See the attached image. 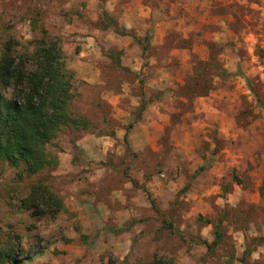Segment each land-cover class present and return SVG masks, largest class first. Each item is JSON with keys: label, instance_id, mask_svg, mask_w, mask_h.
<instances>
[{"label": "rangeland", "instance_id": "rangeland-1", "mask_svg": "<svg viewBox=\"0 0 264 264\" xmlns=\"http://www.w3.org/2000/svg\"><path fill=\"white\" fill-rule=\"evenodd\" d=\"M41 40L78 125L37 174L0 160L4 264H264V0H0V54Z\"/></svg>", "mask_w": 264, "mask_h": 264}, {"label": "trees", "instance_id": "trees-1", "mask_svg": "<svg viewBox=\"0 0 264 264\" xmlns=\"http://www.w3.org/2000/svg\"><path fill=\"white\" fill-rule=\"evenodd\" d=\"M105 17L106 28L126 36L118 22ZM134 40L145 53L142 42L146 39ZM12 46L7 41L0 54V160L14 167L22 165L29 175H34L50 166L46 145L60 128L78 125L68 111L73 73L66 68L63 49L57 42L37 41L34 51L16 55ZM22 203L40 215H46L44 207L53 210L52 215L63 208L60 199L43 186L34 188ZM204 244L211 248L206 241ZM9 258H14L10 247L0 252V264ZM143 264L163 263L155 260Z\"/></svg>", "mask_w": 264, "mask_h": 264}]
</instances>
